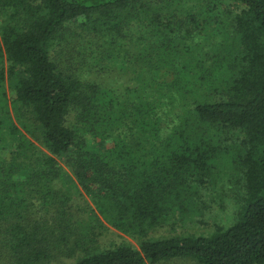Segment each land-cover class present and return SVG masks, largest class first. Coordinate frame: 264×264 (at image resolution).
<instances>
[{"label":"trees","instance_id":"16d2710c","mask_svg":"<svg viewBox=\"0 0 264 264\" xmlns=\"http://www.w3.org/2000/svg\"><path fill=\"white\" fill-rule=\"evenodd\" d=\"M86 35L134 74V89L117 94L59 66L57 46ZM227 180L238 195L229 226L150 237L203 214L202 196ZM80 188L98 225L139 248L89 250L75 264H264V0H0L7 264H47L78 245L84 229L68 206Z\"/></svg>","mask_w":264,"mask_h":264},{"label":"rangeland","instance_id":"374dc122","mask_svg":"<svg viewBox=\"0 0 264 264\" xmlns=\"http://www.w3.org/2000/svg\"><path fill=\"white\" fill-rule=\"evenodd\" d=\"M87 43L89 44V48L86 47ZM57 47L55 60L59 66L79 74L89 73L86 77L84 75L83 81L95 83L101 88L114 91L117 94L125 92L128 88H135L136 82L133 81V73L127 72V70L114 63V61L109 62L99 55V52H103V45L98 37L86 35L83 36L81 43H69L66 47H60L59 44ZM118 55L117 60H122L126 56L124 52H120ZM89 61H93V63L90 64ZM132 66L133 64L131 68ZM27 135L38 147H41V143L37 140L38 136ZM212 188H215V192L212 195L202 196V203H199L203 214L196 216L194 219L188 214H185V220H180L178 217V220L174 222L153 229L150 232V237L158 239L188 234L207 235L213 231V226L216 224L221 223L224 227L229 226L235 209L233 197L238 196L235 192V187L227 180L219 182ZM215 197L220 199V203ZM68 208L69 214L75 217L74 220L82 223L84 234L80 236L77 246H74L73 243L68 244L66 247L63 246L62 249L64 250L56 253L55 258L47 264H75L84 257L86 251L109 250L121 244H131L139 248L137 239L122 233L106 223H104L105 226L98 225L101 222H98L93 217L94 213L92 209L95 210L94 204L81 188L79 191H73L72 201ZM36 210L45 217L42 207H38ZM87 226L91 229L88 233L85 231ZM53 253H55V250ZM0 263H9L5 251L1 249ZM165 264L197 263L190 259H177L165 262Z\"/></svg>","mask_w":264,"mask_h":264}]
</instances>
